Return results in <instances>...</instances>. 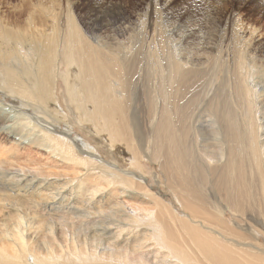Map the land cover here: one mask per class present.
<instances>
[{"label":"bare ground","instance_id":"obj_1","mask_svg":"<svg viewBox=\"0 0 264 264\" xmlns=\"http://www.w3.org/2000/svg\"><path fill=\"white\" fill-rule=\"evenodd\" d=\"M57 11L0 20V264H264L262 34L235 14L219 83L223 37L195 53L194 30L160 27L144 60L143 30Z\"/></svg>","mask_w":264,"mask_h":264},{"label":"rangeland","instance_id":"obj_2","mask_svg":"<svg viewBox=\"0 0 264 264\" xmlns=\"http://www.w3.org/2000/svg\"><path fill=\"white\" fill-rule=\"evenodd\" d=\"M38 2L46 6H51L52 4L55 10H58L57 13H60L63 18L70 11L74 19L79 21L82 28L85 27L83 23L87 21L86 25L105 30L102 36H109V39L116 37L117 40L126 41L127 37L136 33L140 37L143 30L146 36L144 60H146L148 54L152 55L150 57H152L153 61L155 60L156 49L159 48L155 36L160 27L173 37H180L173 32L174 26L183 25L187 30H194L195 34L189 38L187 45H190L193 49L192 52L195 50V53L203 51L200 42L203 41V44L207 42L206 47L211 50L215 47L220 37H223L220 61L222 63L225 61L223 63L225 73L222 75V71H220L221 75L217 76L219 83L224 82L225 79L231 81V63L227 57H230L228 53L231 50V34L234 23L239 21L235 15L236 13L243 15V22L248 21V25L256 27L257 32L262 34L260 48L264 51V14L261 13L264 12V0H225L224 2H219L218 0H176L171 3L169 0H0V20L12 27H26V18L32 10V4ZM207 5L213 7L211 12L216 10H221V12L214 16L211 12L205 11ZM145 12H147L146 18L148 19L146 27L141 25ZM259 17H262V19L260 20ZM197 55L196 57L199 60L205 61L203 55ZM204 67L205 65L202 66L201 71H203ZM204 80V78H201L199 82L197 80L194 84L202 87L200 82H205ZM57 92L62 103L65 99L63 81L59 82ZM73 135H78L80 138L83 137L91 146L98 150L104 161L114 162L121 170L125 169L119 158L114 159L113 154L108 153L94 137L80 129V127L77 126L75 128V134ZM146 170L157 176L161 174L157 165L146 164ZM161 188L158 191L165 194L167 198L170 197V192L163 187ZM113 189L111 188V190Z\"/></svg>","mask_w":264,"mask_h":264}]
</instances>
